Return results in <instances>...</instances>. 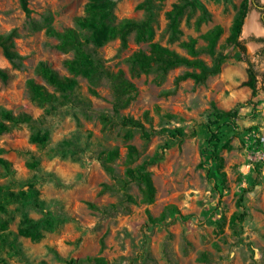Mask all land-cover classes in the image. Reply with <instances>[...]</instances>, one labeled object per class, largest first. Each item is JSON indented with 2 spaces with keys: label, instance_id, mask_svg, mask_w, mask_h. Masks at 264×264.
<instances>
[{
  "label": "rangeland",
  "instance_id": "374dc122",
  "mask_svg": "<svg viewBox=\"0 0 264 264\" xmlns=\"http://www.w3.org/2000/svg\"><path fill=\"white\" fill-rule=\"evenodd\" d=\"M113 1L118 20L146 16L140 8L146 0ZM191 1L196 5L186 9L183 34L171 40L167 12L178 0H152L155 40L188 56L181 42L196 38L200 57L213 65L202 35L221 25L216 51L231 58L203 83L177 81L186 67L164 76L135 77L137 96L116 112L106 78L93 84L79 75L78 88L68 98L56 92L53 103L33 100L27 88L28 79L35 78L54 92L36 72L41 60L70 75L65 61L74 52L58 48L59 40L47 28L75 27L89 39L91 31L76 24L87 0H30V14L19 0H0V34L15 29V50L24 57L23 66L16 68L0 49V67L10 75L7 82L0 79V120L7 109L39 119L35 127L22 124L0 132V158L10 163L0 162V205L5 207L0 209V264H88L95 256L109 264H264V85L259 75L253 95L244 84L249 65L235 58L238 47L226 41L243 0ZM204 12L206 20L197 26ZM253 18L257 28L249 27ZM263 37L260 12L251 5L241 39L259 73L264 71L263 43L258 41ZM139 49L149 45L135 42L133 35L126 48L119 39L97 49L86 44L107 68L123 69L128 77L127 58ZM231 110L239 115L236 128L231 118L217 117ZM124 117L144 122L150 138L125 125ZM215 121L222 166L208 151L209 126ZM36 130L47 131L49 139L32 141ZM129 144L140 152L133 166L146 162L152 173L153 203L142 200L137 182L125 179ZM113 147L120 151L113 163L115 177L99 158ZM244 210L245 219L232 223V215ZM25 219L39 223V239L20 234Z\"/></svg>",
  "mask_w": 264,
  "mask_h": 264
},
{
  "label": "trees",
  "instance_id": "16d2710c",
  "mask_svg": "<svg viewBox=\"0 0 264 264\" xmlns=\"http://www.w3.org/2000/svg\"><path fill=\"white\" fill-rule=\"evenodd\" d=\"M29 1L30 0H19L22 9L27 14L31 12ZM151 3L152 0H146L140 5V8H144L146 11V16L143 19L123 18L118 20L113 11V0H87L85 13L76 18V24L82 29L91 31L89 39L82 38L80 32L75 27H67L59 30L49 26L47 28V34L59 40L57 44L58 48L64 51L72 50L74 52V57L65 61L70 75L60 74V72L48 61L41 60L37 65L36 72L48 84L54 87V92L50 91L45 84L39 83L35 78H30L27 81V88L31 98L33 100L53 103L58 100L56 92H60L63 97L68 98V95L78 88L79 81L77 76L79 75L88 78L93 84L102 78H106L111 83L114 96V110L120 112L121 109L128 107L138 94V88L132 80L135 77L155 72L160 76H164L172 69L186 67L187 69L177 77V81L192 79L195 83H203L210 75L219 73L223 62L231 58L228 53L218 54L216 51L218 40L223 34V27L221 25H216L202 35V38L207 42L204 50L214 59L213 65H209L200 57L202 50L197 47L198 41L196 38H190L181 42V46L186 49L188 56L182 55L176 50L155 40V19L154 15L151 13ZM195 5L196 4L191 0H178V2L173 5V8L167 12L171 40L180 39V36L183 34L181 29L182 18L186 13L187 7L191 6L194 8ZM252 5L260 9L262 13L264 12V4L260 0H252ZM250 6V0H243L226 41L229 45L238 47L239 55L235 58L248 63L249 78L244 84L252 89L253 95H256L258 93L259 75L262 76V84L264 85V71L259 73L256 69L255 63L248 53L246 42L241 39L244 20ZM204 20H206L205 12L196 20V25L199 26ZM262 22L264 24V15L262 16ZM132 35L135 42L148 43L149 49L136 50L127 58L130 77L126 75L123 69L117 71L110 70L105 66L101 58L93 56L86 50V44L88 42L97 49L114 39H119L121 41V46L126 48L129 45V40ZM16 37L17 31L15 29L8 33L0 34V49L2 50L3 56L6 57L14 67L21 68L23 66L24 57L15 50L14 39ZM258 41L263 43L262 51H264V37L258 39ZM9 78L10 75L8 71L0 67V79L7 82ZM1 117L0 132H5L14 126L22 124L35 127L39 120L27 112L16 114L11 109L3 110ZM217 117L231 118L232 121H230V124L233 128L237 127V122L235 120L239 117L237 111L231 110L221 112L218 113ZM216 122L217 121L211 123L209 126L211 137L209 139L210 145L208 146V151H210V157L215 159L219 162V165L222 166L223 159L219 155V146L221 143L220 126L213 127ZM123 123L139 129L145 138H150L151 133L144 122L135 118L124 117ZM179 134H181V131H179ZM31 139L38 143L46 142L49 139V133L47 131L42 132L41 130H36L32 133ZM139 156L140 152L138 148L133 144H129L125 162L127 166L124 170V176L125 179L139 184L142 200L150 204L155 200L156 187L152 178V173L148 170L146 162L133 166ZM119 157L120 151L117 147L105 149L100 152L99 158L102 165L106 172L112 177H115L118 172L113 163ZM0 162L5 166L10 164L9 161L3 158H0ZM106 187H108V185H106ZM11 194L15 196L16 193ZM242 202L243 197H240V207H243ZM0 209L3 210L5 207L0 205ZM148 213L149 218L155 221V218L152 217L149 210ZM165 216L166 212L162 213L160 218L163 219ZM245 216V210L240 214H233L231 218L232 223L244 220ZM19 232L34 240L39 239L41 236L39 223L32 219L23 220ZM88 264L109 263L103 256H95L88 259Z\"/></svg>",
  "mask_w": 264,
  "mask_h": 264
},
{
  "label": "bare ground",
  "instance_id": "6f19581e",
  "mask_svg": "<svg viewBox=\"0 0 264 264\" xmlns=\"http://www.w3.org/2000/svg\"><path fill=\"white\" fill-rule=\"evenodd\" d=\"M257 25H256V22H255V19L253 18L251 21H249V27H253V28H257L256 27Z\"/></svg>",
  "mask_w": 264,
  "mask_h": 264
},
{
  "label": "flooded vegetation",
  "instance_id": "af4514ba",
  "mask_svg": "<svg viewBox=\"0 0 264 264\" xmlns=\"http://www.w3.org/2000/svg\"><path fill=\"white\" fill-rule=\"evenodd\" d=\"M250 4L252 5V0H250ZM257 10L260 12V18H261V22H262V16L264 15V12L262 13L260 11V9H258V8H257ZM262 24H263V22H262ZM263 27H264V24H263Z\"/></svg>",
  "mask_w": 264,
  "mask_h": 264
}]
</instances>
